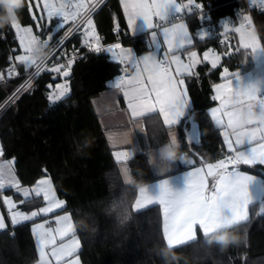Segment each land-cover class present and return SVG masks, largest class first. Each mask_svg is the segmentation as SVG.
I'll return each mask as SVG.
<instances>
[{"label":"trees","instance_id":"obj_1","mask_svg":"<svg viewBox=\"0 0 264 264\" xmlns=\"http://www.w3.org/2000/svg\"><path fill=\"white\" fill-rule=\"evenodd\" d=\"M195 1L210 8V13L204 25L196 14L188 15L191 30L196 33L204 26L215 29L204 39L196 37L192 48L199 52L214 48L222 54V61L216 68L202 61L193 74L183 77L191 106L189 115L178 125L184 141L179 150L180 155L196 162H216L224 156L225 145L220 128L209 114L215 103L213 87L223 80L225 67L233 73L252 68L250 50L237 52L236 42H218L222 36L219 21L228 17L238 24L250 14L264 46V9L249 7L246 0ZM24 2L26 6L18 16L22 24L29 25L34 20L27 1ZM3 13L0 8V15ZM93 18L105 43L120 39L138 53L150 49L146 34L134 37L129 34L120 0H106ZM15 47H18L15 30L9 23H0V78L9 69V57ZM70 71L72 74L66 80H60L68 83L69 93L55 102L49 99L48 84L54 87L59 81H54L53 76L60 74L43 73L2 115L0 140L3 158L14 160L15 172L23 185L33 186L43 177L51 178L81 240L83 264H264V214L254 210L248 221L217 233L226 232L236 238L235 243L224 247L215 241L209 244L212 236L199 233L195 240L169 248L162 233L160 206L150 205L140 212L132 207L139 187L154 179L146 150L167 143L169 128L158 113L143 117L149 145L130 159L134 182L126 185L93 106V98L119 74V62L105 51H92L86 59L74 61ZM15 84L16 81L0 83V101ZM191 127L197 138L189 140L187 129ZM253 170L264 175L258 167ZM15 197L19 199L16 194ZM0 205L3 207L1 201ZM40 205L41 200L23 204L27 210ZM165 248L169 249L167 258L162 254ZM37 260L31 222L0 231V264H34Z\"/></svg>","mask_w":264,"mask_h":264},{"label":"snow or ice","instance_id":"obj_2","mask_svg":"<svg viewBox=\"0 0 264 264\" xmlns=\"http://www.w3.org/2000/svg\"><path fill=\"white\" fill-rule=\"evenodd\" d=\"M14 3H20V0H14ZM96 3H100V0H96ZM122 3L127 15L129 34L137 35L141 29L150 31L148 54L137 55L131 48H125L121 43L103 48L99 35L95 33L93 20L90 18L95 4L89 7L80 0L75 5L61 3L57 7L54 0H42V3L41 0H29L27 7L34 22L37 21V12L40 13L41 20L44 18L45 9L49 22L54 17H61L62 20L56 25L55 31L41 41L33 35L31 26H23L19 18L12 19L9 26L15 30L25 53L15 59L26 67L34 68L37 75L47 71L68 77L74 58L69 59L67 65L60 64L48 68L44 66L45 62H38L40 58L34 53L41 44L46 46L53 35L65 27L71 17L73 27L77 31L84 26L86 46L96 53L102 51L114 53L124 66V75L116 82L115 87L122 91L131 116L139 118L158 113L162 115L166 126L179 125L189 109L183 77L193 74L191 70L200 63V60L196 51L187 52L188 63L182 59L179 53L193 46V37L183 19L179 22L176 20L179 14L191 15L194 10L202 9L203 6L195 3V0H187L186 4L178 0H122ZM33 4L36 12L32 11ZM25 6L23 0V7ZM73 7L75 11H70ZM78 17L82 18L79 23H75ZM250 26L251 18L245 16L244 21L234 29L239 34V46L236 51L250 50L252 55H256L264 52V46H261L259 38ZM71 31L72 29H69V32ZM197 36L199 37L200 33H197ZM92 40L95 43H92ZM57 43L62 44L63 41L58 39ZM227 54L230 53H225ZM210 58L212 68H216L217 61L221 59L220 54L208 50L203 54V59L209 61ZM128 68L132 71L129 72ZM223 72L225 75L222 79L225 82L215 85V95L212 99L218 102V106L211 109V118L223 129V140L231 154L215 163H205L195 167L182 176L160 179L155 184L139 187L138 197L132 206L137 212L153 204L162 206V233L169 248L195 240L197 228L204 236L213 237L217 233L248 221L249 206L258 199L255 193L256 186L264 190V181H258L255 176L239 170L241 164L264 165V122L252 121L242 127L236 126L238 118L246 108L252 107L256 112H264V81L246 83L239 72L229 73L226 67L223 68ZM229 75L235 78L236 83L228 78ZM68 91L67 82L57 84L50 93L49 99L53 102L59 101ZM175 144L177 138L172 135L168 146ZM115 155L118 161L123 162L131 154L118 151ZM2 156L3 148L0 147V157ZM184 162L181 158L180 163ZM13 165L14 160L0 162V192L6 188L15 189L17 194L25 198L21 203H24L30 195H35L42 196L47 204L46 207L29 215L16 210L18 205L11 197L0 196V200L7 206L13 226L33 220L37 216H46L65 205V201L55 196L49 178L41 179L35 188H22L12 172ZM124 172L125 174L128 172L126 167ZM261 212L264 214V207L261 208ZM48 223V221L37 223L32 229L38 244L39 264H53L49 257L54 258L56 264H79V258L75 254L80 242L75 238L71 217L57 216L51 222L57 225L55 228L46 226ZM5 228L4 217L0 215V230ZM219 238L226 243L235 239L229 237L226 232ZM49 248L50 251H46Z\"/></svg>","mask_w":264,"mask_h":264},{"label":"crops","instance_id":"obj_3","mask_svg":"<svg viewBox=\"0 0 264 264\" xmlns=\"http://www.w3.org/2000/svg\"><path fill=\"white\" fill-rule=\"evenodd\" d=\"M24 1H27V3L29 2V0H24ZM93 1L94 0H83V2L85 4H87V5L91 4ZM246 1L248 3L249 7H259L261 9H264V2H262V0H246ZM8 2H9L10 5H15L14 0H8ZM20 2H23V0H20ZM79 2H80V0H70V2H68V4L75 5L76 3H79ZM178 2L186 4L187 0L184 1V2L178 0ZM41 3H42V0H41ZM54 3L56 4L57 7H59V5L61 3H65V1L64 0H61V1L60 0H54ZM195 3L202 5V3L199 2V1H195ZM120 4H121V9H122V12L124 14V17H125V20H126V23H127V15L124 12L122 0H120ZM202 8H204V7H202ZM11 9H13V8L9 7L8 8V12L12 13L13 17H15L16 14ZM32 11L36 12L34 4H33V7H32ZM70 11H75V8L73 7L72 9H70ZM82 12H83V9H81V13ZM179 15H180V17L177 18L176 22H179L181 19H183V21L187 24L189 33L193 37V45L195 43V38L198 37L197 33H200V36L198 37L199 39H204L207 35H209L215 29V28L213 29L211 26H204L203 28H199L197 30V32L194 33L191 30L188 14L182 13V14H179ZM245 16H249L251 18L250 14L245 15ZM37 17H38V21L39 22L36 21V22H33L32 24H29V25H24L22 23L21 24L23 26H31L33 28V35H36L37 37H38V35H42L43 36L42 41L47 39V36L51 35L55 31L56 25L58 23H60L61 20H62L61 17H54L53 19H51V22H49L48 18H47V10L46 9L43 10V17L44 18L42 20L40 19V13L39 12H37ZM244 17H243L242 21H240L238 24H235V25H239L241 22H243L244 21ZM13 19H15V18H13ZM91 19L93 20L95 33L99 35V38H100V41H101V37H103V36L100 35L99 32H98L95 19L93 17ZM222 21L223 22H227V24L228 23L233 24L231 22V19L228 18V17H224V18H222L219 21V24L221 26H222ZM70 22H72V18L71 17H69L68 23L65 25L64 28H66ZM250 27H251V29H254L257 37L259 38L258 33H257L256 29H255V26L252 24V22H251V26ZM63 29H61L59 32H56V34L53 35L52 40ZM127 30H128V28H127ZM221 30H222V27H221ZM128 32H129V30H128ZM205 32H207L208 34L204 35ZM143 34L147 35V37L149 39V43H150V31L146 32L143 29H141L139 34H137V35L130 34V35L134 37V36H139V35H143ZM221 35L225 36V37L230 36V37H232L233 43L236 42L237 44H239V34L236 33L235 31H233V29H231L229 32H225V34L221 33ZM158 36H159V33H158ZM234 36H236V37H234ZM85 38L86 37H85L84 27H83L81 32L78 34L76 40L79 43H83L85 41ZM160 41L162 43V37H160ZM259 41H260V39H259ZM17 42H18L17 50L13 53L14 60H15V62L17 64L18 70L19 71L20 70L23 71L26 68V66L24 64H22L20 61L16 60L15 58H16V55H24L25 53H24V51H23V49H22V47H21V45L19 43L18 37H17ZM116 43H121V42L114 41V42H110V43H105V41H104V43L101 42V46L103 48H107V47H109V46H111L113 44H116ZM260 44H261V41H260ZM122 45L125 48H131L133 50V52L135 54H137V55L148 54V52L150 51V49H149L146 52L138 53L136 51L135 47H133L132 45H125V44H122ZM261 46H262V44H261ZM209 49L210 48H208V49H206V50H204L202 52H199L198 49L189 47L185 51H183L182 53H179V54L182 56V59L184 60V62L188 63L187 52L196 51L197 54H198V59L200 60V63H201L202 61H204L203 54L206 51H208ZM212 49H214V48H212ZM40 50H41V46L34 53V55L36 57L39 56ZM214 50H216V49H214ZM106 53H108L113 60L119 62L117 60V58H116L114 53H110V52H106ZM251 56H252V61H251L252 62V68L248 69V70H244V71L238 70L236 72L241 73V76L244 78L246 83L256 82V81H264V52H260V53H258L256 55H252L251 54ZM221 61H222V56H221V59L219 61H217L218 62L217 65H219L221 63ZM207 62H209L211 64V59L209 61H207ZM199 64H197L194 68H192L191 71L194 72ZM128 71L131 72L132 69L128 68ZM222 73H223V76H224L225 75L224 72H222ZM229 73H233V72L231 70H229ZM123 75H124V73L123 74L119 73L117 76H115L113 79H111L109 81L108 87L106 89H104L103 91H101L97 96H95L93 98V106H94V109H95V111H96V113L98 115L100 124L103 127V129L105 130V135H106L107 141H108L109 145L114 149L115 159L117 160L115 154L118 151L129 152L131 154L130 157L126 161L122 162V161H118L117 160L118 163H119V170L121 172V176H122V179H123L124 183L126 185H131L134 182V177H133V173H132V170H131L130 159L133 158L136 155L141 154L144 151V148L149 145V141H148V136H147V132H146V128H145V122H144V119H143L144 116L139 117V118H133L131 116V114H130V111L127 109V101L124 98V96L122 94V91L120 89H118L117 87H115L116 82L119 79H121L123 77ZM228 78L229 79H233L234 83H236L235 78L233 76L229 75ZM224 82H225L224 80H221L218 83H224ZM218 83H216V84H218ZM215 85L213 87V96L215 95V90H214L215 89ZM55 86L53 87V90L55 89ZM188 101H189V109H188V111L186 113V116L189 115L190 106H191L189 98H188ZM217 106H218V102L215 101V103L209 108L210 116H211V109L214 108V107H217ZM151 114H155V113H151ZM147 115H149V114H147ZM160 116H161V118L163 120L162 115H160ZM185 117H183V118H185ZM213 123L216 125L214 120H213ZM167 127L169 128V130H168V134H169L168 142L163 144V145H161V146H158V147H155V148H149V149L146 150V156H147V159H148V162H149V165H150V168H151V171H152L154 179L151 180L150 182L142 185V186L155 184L160 179L182 176L184 173H186L188 171H191L195 167H200L202 164H205V162L203 160H200V162H196L193 158H185V154H181L180 155L181 158L185 161L184 163H180L181 158L177 159L174 163H168V162L164 161L163 158L160 156L159 150L161 149L162 146L170 144V139H171L172 135L176 136L177 143L179 144L180 149L182 148V146L184 144L183 138L181 137V131L178 128V125H173L171 127L167 126ZM217 127L220 128L221 136H222V139H223V134H222L223 133V129L221 127H219V126H217ZM187 137H188L189 140H191L192 138H194V139L197 138V137H195V135L193 133V127L187 129ZM223 142H224V140H223ZM224 145H225V153H224V155L226 156V155L231 154V153L228 152V149H227V146H226L225 143H224ZM0 147H2L1 140H0ZM3 153H4V150H3ZM6 161H8V160H5L3 158V156L0 157V162H6ZM150 161H151V163H150ZM193 161H194V163H192ZM213 163H215V162H213ZM165 165H167V167H165ZM125 167L128 169L127 174H125V172H124ZM256 167H258L260 170H262L264 172V165H259V164L254 165V166L241 164L239 166V170L241 172L247 173L248 175L255 176L258 181H264V175L258 173L256 170H253ZM12 172H13L16 180L19 181V183H20L22 188H29V189L30 188H35L37 186L38 182L41 179L49 178L51 180L50 177L46 176V177H43V178L39 179V181L36 184H34L33 186H26V185H23L21 183V181L19 180V178H18V176H17V174L15 172L14 166H12ZM51 182H52V188L54 189L55 196L58 199L63 200V199H61L58 196L57 191L55 189V186H54L52 180H51ZM210 184H211V181H210ZM255 193H256V196L258 197V199H256L254 201V203L249 206V216H250L251 210H254L255 213H257V214H262L261 208L264 207V204H262V201H264V190H261V189H259L258 186H256ZM15 194L19 196V199H16ZM0 196H2V197H11L13 199V201H15V203L18 205V208L16 210L22 211V212H24L26 214H29V215L31 214V212L38 211L40 208L47 206V204L44 201L42 196L37 197L35 195H30V197L27 198L25 202H28V201L33 202L35 200H41L42 201V205H40L37 208L30 209V210L25 209L24 206H23L24 203H21V201L24 200L25 198H23L21 195L17 194L15 189L6 188L5 190H3V192H0ZM137 197H138V194H137ZM0 201L3 204V207L0 205V215H2L4 217L5 224H6V228L4 230H6L9 226H13V225L11 224V221L9 219L10 213L8 212L7 206L3 203L2 200H0ZM65 205H66V203H65ZM65 205L61 209L55 210V211H53L52 213H50V214H48L46 216L45 215L37 216L33 220L27 221V222H31V230L33 229L35 224L44 223L45 221L49 222L46 226L55 228L57 225L55 223H51V222L54 221L57 216H62V215H69L71 217L72 224H73V226L75 228V225H74V222H73L71 214L69 212L65 211ZM253 205H254V207H252ZM259 207H260V210H259ZM160 208H161L162 217H163L162 206H160ZM0 231H2V230H0ZM196 231H197V237H198V234L202 233V232H201V230L199 228H197ZM75 238L78 239L79 242H80V247H79L77 253L75 254V256H78L79 264H83L82 259L80 257V251L82 249V244H81V240H80L79 236L76 233V228H75ZM58 243H59V241H58ZM36 246H37V252H38V244H37V242H36ZM46 251H50V248L46 249ZM74 258L75 257H73V259ZM49 259H51L53 261V264H56V261H55L54 258L49 257ZM34 264H39V254H38V260Z\"/></svg>","mask_w":264,"mask_h":264},{"label":"built area","instance_id":"obj_4","mask_svg":"<svg viewBox=\"0 0 264 264\" xmlns=\"http://www.w3.org/2000/svg\"><path fill=\"white\" fill-rule=\"evenodd\" d=\"M106 0H100V3H96V0H94L91 4L88 6L91 7L92 5L95 4V8L91 13L90 18L93 17L95 12L103 5V3ZM199 17L200 24L204 25L206 21L209 19V13H210V8H202V9H196L193 12ZM83 14V12H82ZM180 15H178L177 18H179ZM82 17H78L75 23H79L80 19ZM82 26L79 31H77L73 27V21L68 24L66 28H64L57 36L54 37V39L46 46L41 44V49H43V54L40 52L38 58V62H45L44 66L51 68L54 65H67V62L69 59H73L74 61L80 60V59H86L88 54L92 52L93 50L86 46L85 43H79L77 42L76 38L78 34L81 32ZM69 29H72L71 32H69ZM117 29H114V32H116ZM38 38L42 41L43 36L38 35ZM60 39L63 41L62 44H58L57 40ZM92 43L95 41L92 40ZM101 42L104 43V38L101 37ZM120 42V39L118 40ZM219 43L223 44H230L232 43V37L228 36H221L218 39ZM17 50V47L14 48V52ZM9 60L11 62L9 69L7 72H3L1 74L0 78V83H8V82H13L16 81V84L14 87L11 89V91L5 96L3 100L0 101V119L4 112L11 107L15 102L28 90H30L35 82L39 79V77L47 72L44 71L40 75H37L35 72L34 68L26 67L23 71L19 72L17 68V64L14 60V55L11 54L9 57ZM124 66L119 62V73L123 74L124 73ZM221 157L220 159H223ZM219 159V160H220ZM231 169V166H230ZM13 233V232H12Z\"/></svg>","mask_w":264,"mask_h":264},{"label":"clouds","instance_id":"obj_5","mask_svg":"<svg viewBox=\"0 0 264 264\" xmlns=\"http://www.w3.org/2000/svg\"><path fill=\"white\" fill-rule=\"evenodd\" d=\"M12 7L15 12V17H13V14L8 12V8ZM0 8L4 9L3 15H0V23H9L13 18H19L18 12L20 9L23 8V2H20L15 5H10L8 0H0ZM40 52L43 54V49L40 50ZM252 121H260L264 122V112H256L254 108L248 107L245 109L244 113L238 118L236 126L237 127H242ZM180 146L179 144H175L171 147L168 145H164L160 149V156L163 158L164 161L168 163H174L177 159H180ZM151 163V161H150ZM222 234H217L210 238L207 242L209 244L213 243L215 241L216 243L220 244L222 247L227 246L230 243H235V239H231L229 242H225L224 240L220 239L219 237ZM169 253V249L165 248L162 250V254L167 258ZM175 259V257H172Z\"/></svg>","mask_w":264,"mask_h":264},{"label":"rangeland","instance_id":"obj_6","mask_svg":"<svg viewBox=\"0 0 264 264\" xmlns=\"http://www.w3.org/2000/svg\"><path fill=\"white\" fill-rule=\"evenodd\" d=\"M61 1V0H60ZM65 1V3H67L68 4V2H70V0H64ZM33 7V6H32ZM34 12V11H33ZM37 22H39L38 21V17H37ZM51 22V21H50ZM239 25H235V24H231V23H228L227 24V22H223L222 21V30H221V33L222 34H225V32H229L231 29H233V31H234V29L236 28V27H238ZM254 30V29H253ZM209 50H213L214 51V53H217V54H220V56H222L221 55V53L220 52H218V51H216V50H214V49H212V48H210ZM17 56H19V55H16V57ZM211 59V58H210ZM219 61V60H218ZM218 63V62H217ZM62 83H65V81H60V82H58L57 84H62ZM53 91V89L52 90H50V92H49V96H50V93ZM68 93H69V91H68ZM67 93V94H68ZM66 94V95H67ZM65 95V96H66ZM64 96V97H65ZM63 97V98H64ZM259 210H260V207H259Z\"/></svg>","mask_w":264,"mask_h":264},{"label":"water","instance_id":"obj_7","mask_svg":"<svg viewBox=\"0 0 264 264\" xmlns=\"http://www.w3.org/2000/svg\"><path fill=\"white\" fill-rule=\"evenodd\" d=\"M72 74V72L70 71V73H69V76ZM68 76V77H69ZM68 77H63L62 75H54L53 76V80L54 81H60V80H66ZM48 89L49 90H52L53 89V84L52 83H50V84H48ZM205 163H213V162H205Z\"/></svg>","mask_w":264,"mask_h":264}]
</instances>
